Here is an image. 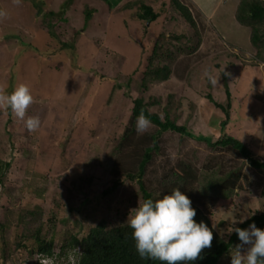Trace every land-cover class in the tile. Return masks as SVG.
<instances>
[{
    "label": "rangeland",
    "instance_id": "obj_1",
    "mask_svg": "<svg viewBox=\"0 0 264 264\" xmlns=\"http://www.w3.org/2000/svg\"><path fill=\"white\" fill-rule=\"evenodd\" d=\"M181 1L194 15L199 47L177 54L168 79L142 88L141 71L160 32L185 34L181 41L168 43L172 49L173 44L195 43L192 29L177 15L169 20L168 11L148 21L137 17L134 6L113 0H21L19 5L0 0V9L8 13L7 19L0 20V87L11 92L20 83L28 84L34 103L25 119L39 116L41 122L37 131L29 132L10 108L0 109V264H34L39 255L27 253L32 242L25 238L20 239L23 245L15 246L21 231L18 212L39 209L41 230L52 234L54 250L68 233L82 236L100 219L128 222L132 208L140 202L135 181L124 179L107 195L102 190L113 181L108 171L110 151L129 119L135 97L159 98L161 106L170 94L176 121L185 124L191 136L215 140L224 131L245 142L250 157L264 159V64L253 58L248 29L234 18L238 0H226L221 12L212 17L204 12L217 0ZM208 75L217 77L216 85ZM207 95L222 106L229 102L230 115L223 129L224 113ZM154 129L151 125L146 132ZM194 138L171 130L161 132L157 138L161 153L155 157L154 168H147L146 178L154 186L162 166L193 160L201 184L207 177L201 165L211 154L224 158L227 167L242 165L246 190H235L232 202L210 216L226 237L232 220L264 211L259 192L263 174L248 158L223 157L225 153ZM59 260V264L65 261ZM217 264H231L228 251Z\"/></svg>",
    "mask_w": 264,
    "mask_h": 264
},
{
    "label": "trees",
    "instance_id": "obj_2",
    "mask_svg": "<svg viewBox=\"0 0 264 264\" xmlns=\"http://www.w3.org/2000/svg\"><path fill=\"white\" fill-rule=\"evenodd\" d=\"M124 5L127 7L134 6L138 9L137 17L148 21H152L161 15L165 16L169 11L167 19L173 20L175 19L174 16L177 15L192 29L195 37L193 45L187 43L184 46L176 47L173 44V49L169 48L167 45L172 39L176 40L174 43H177V41L184 39L185 34L170 31L166 33V30H163L158 34L160 40H154L150 47L145 66L141 71V87L146 88L147 84L156 80L168 79L173 73L172 65L179 59L177 54H183L189 50L195 51L199 47L200 33L193 13L181 0H168L167 2L160 0L157 7L148 4L147 0H129ZM87 15H91L89 11ZM234 18L239 25L248 29V43L253 49V58L264 64V0H238L235 5ZM160 42H163L167 47L161 45ZM222 81L224 93L229 97L225 75H222ZM206 97L215 106L222 109L224 118L220 121V127L223 129L230 115L228 111L229 102L222 106L214 102L210 96L207 95ZM159 101V98L156 97H150L148 100L135 97L132 100L129 119L110 151L112 160L108 171L113 181L102 190V193L107 195L113 192L124 179L135 181L140 202L147 198L159 199L164 194L170 193L173 188L178 187L192 201V207L196 210L195 220L197 222L202 220L211 227V214L218 207L229 205L235 190H246L242 179V165L232 164V166L227 167L224 165V158L219 160L211 154L202 162L201 171L207 177L199 184L200 175L194 167L193 160H180L166 169H163L162 166L160 177L154 180L155 185L151 186L152 181L146 178V171L149 165L155 164V157L161 153V148L157 142L161 132L171 130L180 135L184 134L194 138L185 124L176 121L178 113L173 105L171 95L167 96L161 106ZM154 106L160 107V110H151L150 108ZM141 113L151 121V125L155 128L153 131L143 134L137 133L135 121ZM194 139L204 141L214 151L225 153L223 157L229 155L228 157L235 156L237 159L248 158L249 164L263 174L259 192L264 198V159L256 160L250 157L251 150L245 142L224 131H221L215 140ZM183 141L184 139L180 138V142ZM4 165L6 167L8 163L5 162ZM208 174H214V176H208ZM38 210H25L18 212L17 215V224L21 225V231L18 233L17 238L19 239L16 240L15 246L24 244L20 242L22 238L30 240L32 245L27 250L29 255L37 252L43 255H54V258L61 259L67 257L70 251L73 254L74 250L79 248L83 255L76 254V264H162L158 260L140 258L136 252L135 242L131 235L132 229L128 222L108 223L104 219H100L89 227L82 236H78L74 232L68 233L57 250H54L55 239L48 231L42 232V219L38 216L40 214ZM252 223L264 229V211L252 213L236 227L247 228ZM213 232L215 238L212 247L203 251L202 259L189 262V264H217L228 249L239 242L235 232L226 237L219 235L216 230ZM4 241L5 239H3V243ZM4 252L6 253V250L3 251V256L5 255ZM37 258L34 260V264H38Z\"/></svg>",
    "mask_w": 264,
    "mask_h": 264
},
{
    "label": "clouds",
    "instance_id": "obj_3",
    "mask_svg": "<svg viewBox=\"0 0 264 264\" xmlns=\"http://www.w3.org/2000/svg\"><path fill=\"white\" fill-rule=\"evenodd\" d=\"M19 5L21 0H13ZM6 10L0 9V20L7 19ZM207 75V73H206ZM212 85L217 84V77L208 75ZM34 103V97L28 84L20 83L11 92L0 87V109H11L17 119L23 120L29 132H35L40 127L39 116H28V108ZM151 126V121L141 113L137 117L136 131L143 134ZM260 210V209H257ZM254 214V211H253ZM196 210L192 207L190 198L179 188H173L170 193L153 200L147 198L132 208L128 225L132 229L135 249L141 259L161 261L162 264H189L202 259L205 249L212 247L216 230L223 236L225 233L218 224L209 227L204 221L195 220ZM244 218L232 220L227 235L235 232L240 243L228 250L231 264H264V229L252 223L248 228L236 227L243 223ZM245 245L248 247L245 249ZM83 255L79 248L69 254L63 264H76V254ZM38 264H59L54 255L37 256Z\"/></svg>",
    "mask_w": 264,
    "mask_h": 264
},
{
    "label": "crops",
    "instance_id": "obj_4",
    "mask_svg": "<svg viewBox=\"0 0 264 264\" xmlns=\"http://www.w3.org/2000/svg\"><path fill=\"white\" fill-rule=\"evenodd\" d=\"M113 1L118 3V5H124L129 0H113ZM149 1L150 2H147L148 4H150L151 6H155L156 2H158L160 0H149ZM225 2H226V0H217V1H215V3L209 9H206V12H204V16H208L209 15V16L212 17L214 15V13H217L219 11L221 12V8L223 7ZM236 3L234 2L235 5H236Z\"/></svg>",
    "mask_w": 264,
    "mask_h": 264
}]
</instances>
